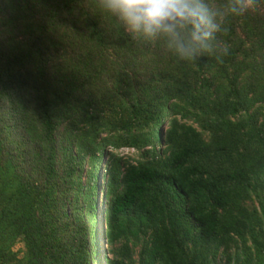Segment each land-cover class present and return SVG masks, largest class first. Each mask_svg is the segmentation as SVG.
Segmentation results:
<instances>
[{
  "label": "trees",
  "instance_id": "trees-1",
  "mask_svg": "<svg viewBox=\"0 0 264 264\" xmlns=\"http://www.w3.org/2000/svg\"><path fill=\"white\" fill-rule=\"evenodd\" d=\"M220 24L181 59L94 0H0V264H264V0Z\"/></svg>",
  "mask_w": 264,
  "mask_h": 264
},
{
  "label": "clouds",
  "instance_id": "clouds-1",
  "mask_svg": "<svg viewBox=\"0 0 264 264\" xmlns=\"http://www.w3.org/2000/svg\"><path fill=\"white\" fill-rule=\"evenodd\" d=\"M253 0H227L213 9L208 0H94L105 16L115 18L134 37L159 41L181 59L212 51L225 14L242 16Z\"/></svg>",
  "mask_w": 264,
  "mask_h": 264
},
{
  "label": "rangeland",
  "instance_id": "rangeland-1",
  "mask_svg": "<svg viewBox=\"0 0 264 264\" xmlns=\"http://www.w3.org/2000/svg\"><path fill=\"white\" fill-rule=\"evenodd\" d=\"M128 152H129L128 150H125V149H124V150H122L121 154H127ZM98 196H99V209H100V212H99V213H101V205H102V204H100V202H101V199H102V197H103L102 192H99ZM99 233H100L99 235H100V237H101V238H100V239H101V240H100V241H101L100 244L102 245L103 250H106L105 242H104V240L102 239V236H103V235H102V231L99 230Z\"/></svg>",
  "mask_w": 264,
  "mask_h": 264
}]
</instances>
